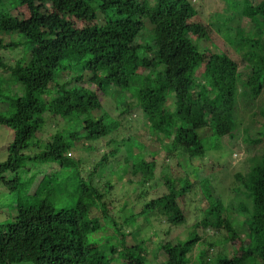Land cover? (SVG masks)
<instances>
[{
	"label": "trees",
	"instance_id": "1",
	"mask_svg": "<svg viewBox=\"0 0 264 264\" xmlns=\"http://www.w3.org/2000/svg\"><path fill=\"white\" fill-rule=\"evenodd\" d=\"M232 5L239 9L229 8L230 17H219L226 28L233 27L226 39L222 38L230 46L223 53L202 47L211 43L208 28L194 21L199 13L189 0H18V7L29 6V16L16 19L0 12V70L8 73L0 71V126L14 132L8 158L0 162V184L19 196L12 220L0 224V264H145L154 256L147 246L151 242L141 246L136 237L153 229L139 225V231L126 233L118 212L137 210L128 213L126 222L137 217L145 222L153 212L171 225L184 222L180 200L209 184L199 172L188 173L185 168L188 159L193 167L205 157L206 147L198 131L210 127L220 138H235L240 83L251 99L264 93V0ZM99 15L104 17L102 24ZM238 15L241 24L236 27L232 23ZM68 16L87 19V25L75 29ZM22 46L28 50L26 55L14 65L6 64L7 54ZM239 52L243 56L239 57ZM70 58L84 73L59 84L58 72L65 70L61 63ZM249 71L248 79L240 82L241 72ZM10 81L21 84L23 93L10 94L5 88ZM53 86L57 95L44 100ZM111 91L130 95L117 102L114 111L119 118L141 110L151 134L156 135L153 141L159 144L158 150L166 151L163 169L177 160L185 173L163 180L162 194L142 205L138 200L148 198L153 190L154 160L160 152L150 151L140 138L131 137L103 106L102 99ZM46 114L81 127L56 133L45 150H40L38 134L51 118L45 119ZM260 114L264 117V111ZM165 132L174 135L170 143L160 138ZM258 136L254 143L264 142V127ZM98 141L99 145L95 144ZM75 147L90 153L101 147L109 151L92 164L83 158L77 164L71 154ZM29 162L75 171L79 191L75 204L57 210L48 198L34 204L22 200L20 172ZM81 164L84 170L79 168ZM109 166L117 173L124 172V180L134 185V195H123L119 211L113 210L108 196L115 185L98 177L110 178L112 173L102 172ZM47 178L51 179L46 176L36 199L65 188ZM235 178L240 193L236 192L245 196L248 204L239 201L229 210L207 188L210 215L195 224L192 239L158 243L155 258L166 255L160 264H190L191 247L202 240L201 232L211 229L224 231L228 243L244 239L250 243L243 261L233 255L213 260L215 264H264V151L252 158L246 174L237 173ZM233 223H241V229L245 226L246 233L238 232ZM107 232L109 236L104 235ZM99 233L100 238H95ZM210 256L200 252L202 264H210Z\"/></svg>",
	"mask_w": 264,
	"mask_h": 264
},
{
	"label": "rangeland",
	"instance_id": "2",
	"mask_svg": "<svg viewBox=\"0 0 264 264\" xmlns=\"http://www.w3.org/2000/svg\"><path fill=\"white\" fill-rule=\"evenodd\" d=\"M198 10V16L194 21L202 23L207 31L209 32L210 44L205 42V45L202 47L209 48L215 52L223 53L230 49L229 44L223 40L226 39V35L231 31L233 27L231 25L225 27V24H221L220 18H224L225 16L230 17L231 12L230 9L238 10L239 7H233V3L237 2L240 4L243 0H189ZM18 0H0V12L10 13L16 19H23L30 15V11L28 9L29 6L18 7ZM220 17V18H219ZM68 22L71 24L73 28H80L83 25H87V19L77 18L68 16L66 17ZM99 23H104V17H98ZM232 23V22H231ZM213 24V25H211ZM241 19L238 15L234 22L233 26H240ZM219 33V34H218ZM221 34V36H220ZM19 38V37H18ZM239 39H236V42H239ZM235 43V42H234ZM236 44V43H235ZM203 50L202 48H200ZM28 50H24L23 46L10 51L5 57V63L8 65H14L17 60L21 59ZM239 57L243 56V52H239ZM76 60L74 58L67 59L62 61V68L59 70L58 76L56 77V82L59 84H63L64 82L69 81L77 74L84 73L80 66L76 65ZM3 74L6 73V70H0ZM200 74L202 71L199 72ZM8 74V73H6ZM242 76L240 82L245 81L250 76V71L247 73L241 72ZM8 76V75H7ZM10 79V78H9ZM5 88L8 89L9 93L14 95L15 93H23V86L21 84H17L15 81H10L5 84ZM239 96L236 103V109L234 114V122L236 123V136L235 138H220L215 134V130L210 127H203L198 131L200 137L203 140V143L206 147V154L204 157V161L202 160L198 164H193L191 159H188L186 162L188 165L186 170L188 173L196 172L200 178L208 179L209 184L204 188L198 189L194 193H187L186 196L180 200L179 205L186 217V220L177 225H171L165 221H160V219L155 216L156 212H153L149 217L146 218V221L138 220L139 217L134 219L133 221L126 222L128 218V213L132 214L137 213V210L134 209H125L122 212H118L119 218L122 222V226L125 227V232H136L140 230L139 225H143L144 228L153 229L150 231H141L137 234L136 237H139L141 240V246H145L148 242L154 243L155 245L148 243L147 246L151 248V252H153V257H149L146 259L145 264H160L166 260V255L162 253V257L156 259V254L158 253V243H165L169 241H174V243L178 242H186L193 238L196 233L195 224H197L200 220L205 217H208L211 212V208L209 206V202L207 197L205 196V190L207 188L210 189L212 196L214 198H219L220 201L223 202L224 206L229 210H233L235 206L242 201L248 204V199L245 196L237 194L240 193L237 189L238 184L235 178L237 173L246 174L251 168L252 158H258L262 155L264 151V142L262 143H254L255 140L260 138L258 133H261V129L264 127V117L260 114L261 111H264V93L256 99H251L243 88L244 86L240 83L239 86ZM248 88V86H247ZM249 89V88H248ZM57 87L53 86L51 92L42 97L44 100H50L55 95H57ZM111 94V96H110ZM109 97H108V96ZM106 97L103 98V106L109 110L111 114H113L121 125L125 132L129 133L131 137H138L141 141L148 145L150 151H156L159 149V144L154 142L156 135H152L151 131L148 127V121L143 116V113L140 109H135L129 115H125L124 117H118L116 111H114L117 102L120 100H125L130 97L129 94L126 93H114L110 92ZM112 97V98H111ZM48 118L40 130L38 134L39 149L45 150V146L49 140H51L52 136L62 130H71L78 131L81 126H79L76 122L70 121L66 122L61 120L58 117H53L49 114L45 115V119ZM173 133L165 132L160 138L165 143H170L173 139ZM14 139V132L8 127L0 126V162L6 161L8 158V146ZM252 141V143L249 142ZM139 141V140H138ZM37 139L35 140V144H37ZM99 145L100 141L95 144ZM140 143V141H139ZM141 144V143H140ZM142 145V144H141ZM129 148V146H127ZM122 148V147H121ZM37 149V148H36ZM100 149V150H99ZM109 150L107 147H101L97 150L86 151L80 148H73L71 154L73 155V161L75 163H81V159L88 164H92L94 159L100 157V154L107 153ZM160 152L159 155L156 156L154 160V183L153 190H150L148 194V198H141L138 200L140 205L145 202H149L152 199L162 194L164 191V187H160V183L163 180L168 181L172 178V174L182 175L184 176V171L177 164V160H171L169 164V168L163 169L162 166L167 165L165 163L166 160V151L158 150ZM38 153V152H37ZM143 154L145 151L143 149ZM84 157H87L84 158ZM150 162H153L152 159L148 158ZM83 163V160H82ZM24 169L20 172L21 182H22V190L21 197L22 200L27 201L29 203H38L39 200H43L44 198H48L50 203L54 206L55 209H68L75 204L77 200V196L79 195V191L77 188V179L75 177V171H67L63 168L59 169L55 164H37L33 165L31 162L26 163L23 167ZM82 170V164L80 167ZM112 167H108L102 172L106 171L107 173H112L111 177L107 176H98L100 181H104L105 183L111 181L113 185H115V192L111 191L109 195H111L112 208L114 211H119L121 207V201L123 199V195L126 193H130V195H134L132 185L129 180L126 182L124 180L125 174L122 171L110 170ZM168 170V171H167ZM102 174V173H99ZM52 175V176H51ZM84 175H86L84 173ZM90 175V173L88 174ZM87 175V176H88ZM11 177V175H9ZM46 176H50L52 179V183L57 185H65V188L62 189L61 192L53 193L51 197H46L42 194L39 199H36L34 195L41 188V183L46 178ZM88 178V177H86ZM85 178V179H86ZM51 179L47 178L46 181H51ZM63 179H66L64 181ZM117 179H119L117 181ZM87 180V179H86ZM135 180V179H134ZM126 182V183H125ZM151 182L149 183V187H151ZM68 185V186H67ZM136 185V184H135ZM77 188V189H76ZM49 189V187H46ZM236 193H235V192ZM142 192L139 190V193ZM136 194V193H135ZM19 201V196L15 195L13 192L8 191V189L4 186V184H0V224L6 223L12 220L13 208ZM121 201V202H119ZM126 202V201H125ZM154 216V217H153ZM163 219V218H161ZM214 220V217L212 218ZM238 220H241L240 218ZM120 222V223H121ZM236 228H238V232L245 234V230L247 228H239V224L241 223H233ZM242 225V224H241ZM244 229V230H243ZM199 233V232H197ZM143 234V235H142ZM104 235L109 236V232ZM202 240L196 244L195 247H191L190 252L188 254L189 260H191L190 264H202V260L200 258V252L207 253L210 255V261L216 262L219 258H231L233 255L237 258H241L243 261L244 253L249 249L250 243L244 242V240H237L232 243L226 242V233L224 231L218 232L214 229L210 231L201 232ZM153 237V238H152ZM95 238H100V233L95 235ZM144 238V239H142ZM246 238V237H245ZM114 244V243H111ZM160 244V245H161ZM245 258V257H244ZM214 260V261H213ZM239 261V262H242ZM193 262V263H192ZM214 262V264H215ZM253 263V262H252ZM254 264V263H253Z\"/></svg>",
	"mask_w": 264,
	"mask_h": 264
}]
</instances>
